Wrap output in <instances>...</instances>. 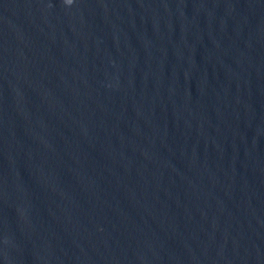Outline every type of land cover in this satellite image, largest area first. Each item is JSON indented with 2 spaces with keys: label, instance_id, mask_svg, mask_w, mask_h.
Here are the masks:
<instances>
[{
  "label": "water",
  "instance_id": "water-1",
  "mask_svg": "<svg viewBox=\"0 0 264 264\" xmlns=\"http://www.w3.org/2000/svg\"><path fill=\"white\" fill-rule=\"evenodd\" d=\"M0 264H264V0H0Z\"/></svg>",
  "mask_w": 264,
  "mask_h": 264
}]
</instances>
